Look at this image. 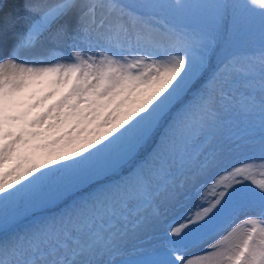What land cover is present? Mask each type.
I'll return each instance as SVG.
<instances>
[{
  "label": "snow or ice",
  "instance_id": "obj_1",
  "mask_svg": "<svg viewBox=\"0 0 264 264\" xmlns=\"http://www.w3.org/2000/svg\"><path fill=\"white\" fill-rule=\"evenodd\" d=\"M170 7L0 0V264H264V0L203 5L214 10L205 29L169 23L159 13ZM243 9H258L262 34L246 68L230 55ZM63 45L71 63L22 59L59 58ZM241 84L255 91L240 94ZM256 108L259 154L225 168L211 199L165 218L185 195L179 177L242 147L223 136L227 113ZM137 159L119 182L100 183ZM79 189L87 196L64 199ZM59 202V213L8 230ZM162 218L142 258H118Z\"/></svg>",
  "mask_w": 264,
  "mask_h": 264
},
{
  "label": "rangeland",
  "instance_id": "obj_2",
  "mask_svg": "<svg viewBox=\"0 0 264 264\" xmlns=\"http://www.w3.org/2000/svg\"><path fill=\"white\" fill-rule=\"evenodd\" d=\"M14 2L16 1L8 0V3L10 5H18V2ZM161 2L171 6L170 8L165 9L159 13L162 17L166 18L169 23H183L187 24L193 29H205L208 26V21L211 19L214 10L212 8L202 6L212 5L221 2V0H161ZM230 2L238 4H248L249 0H230ZM184 5H186L187 7H181ZM261 35V21L260 16L258 14V9H254L253 11H248L247 9L241 10L238 27L233 37H238V39L245 44L246 48L245 50L237 51L232 55L236 58L241 67L246 68L253 57L259 56L262 46ZM61 49L62 51L59 58H56L55 56H50L48 53L46 55L48 57H51L50 59L53 63H71L72 61L69 60L68 57L71 55L72 49L67 45L61 46ZM93 51L98 50L93 49ZM256 86L258 88V81ZM237 87L239 88L240 94L255 91L252 89H245L242 84L237 85ZM227 116L229 125L224 128L223 136L225 138H230L228 139V143L238 142L242 145L240 149L231 151V154L235 155L233 156V158H235L229 164L227 163V167H230L234 165H239L249 155H251L252 148L257 150L256 152L259 153L260 115L258 108H256L249 113H244L239 110L231 111L227 113ZM182 132L183 129L177 131V139H179ZM234 152H237V154H234ZM229 153H227V156H229ZM143 163V159H137L127 165L124 169H122L119 174H106L102 176L100 178V183L107 184L119 182L122 177L128 175L129 169ZM218 165L205 170L203 173L199 174L194 179H188L183 176L179 177V181L182 184L184 183L185 186L181 188V192L185 194L181 198V200H186L185 212L190 209H195L200 204L201 197H207L208 199L212 198L210 185L225 169V167H222L217 169V171L212 172L211 170L217 167ZM203 177H207L209 179L205 187L209 190H205L204 188V190L194 194L193 199H189L187 193H190V183L193 180V183H196L198 182L197 179ZM256 179H264V176H261L259 174V170H257ZM194 190L196 191V189ZM87 194V191H85L84 189L73 190L72 192L67 194L64 199L71 202L73 199L87 196ZM63 207V202L39 206L33 209L32 212L28 214L16 217L14 219H10L7 228L9 231H15L16 228H19L21 230L29 226L36 219H39L43 216L59 213L63 210ZM161 233L163 234V229L161 230ZM140 258H142L141 253H138L136 255H128L126 257H120V259L133 260Z\"/></svg>",
  "mask_w": 264,
  "mask_h": 264
},
{
  "label": "bare ground",
  "instance_id": "obj_3",
  "mask_svg": "<svg viewBox=\"0 0 264 264\" xmlns=\"http://www.w3.org/2000/svg\"><path fill=\"white\" fill-rule=\"evenodd\" d=\"M13 1L18 2L17 4L20 3V0H13ZM16 2H14V3H16ZM46 54L47 53H44L43 55H41L39 57H33V56L22 57V59H37V60H44L45 61V63L28 64L27 65L28 67H36V68L48 67L54 63L51 61V59H50L51 57H48ZM256 151L257 150L252 148L251 155H254V154L258 155L259 153H257ZM234 154H237V152H234ZM233 156H235V155L231 154V152H230L229 156L226 155L225 158L222 160V162H220L219 165L217 167L213 168L211 171L212 172L217 171V169L222 168V167L227 168V163L229 164L231 161L234 160L235 157L233 158ZM223 163H224V166H223ZM197 180H198V182H196V183L195 182L193 183L194 180L190 183V186H189L190 193L189 192L187 193V195L189 196V199H193L194 194L199 193L200 191L204 190V188L206 187V183L209 179L207 177L206 178L203 177V178H200ZM194 189H196V191ZM207 189L208 188H205V190H207ZM185 207H186V200L185 201L181 200L179 205H173L170 208V210L165 214V218H172L176 213L185 212ZM165 218H162L161 221L159 223H157L153 228L140 231L138 233L137 238L129 240L127 242V245H126L125 253L122 254L121 256H119L118 258L126 257L128 255H136L138 253L142 254V251L144 249L148 248L150 245L156 244L158 242L159 238L162 236L161 230L165 226V224H164ZM18 230H20V229L19 228L15 229V231H18ZM216 238H218V237H212V240H214ZM209 242H211V241H209ZM203 250H204L203 248L198 249V251H203Z\"/></svg>",
  "mask_w": 264,
  "mask_h": 264
},
{
  "label": "trees",
  "instance_id": "obj_4",
  "mask_svg": "<svg viewBox=\"0 0 264 264\" xmlns=\"http://www.w3.org/2000/svg\"><path fill=\"white\" fill-rule=\"evenodd\" d=\"M245 48H246L245 44L242 43V41L239 40L238 37H233L232 44L230 47V55H233L237 51L245 50Z\"/></svg>",
  "mask_w": 264,
  "mask_h": 264
}]
</instances>
